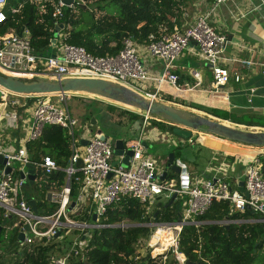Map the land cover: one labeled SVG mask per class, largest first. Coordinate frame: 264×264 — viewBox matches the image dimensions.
Masks as SVG:
<instances>
[{
	"label": "built area",
	"instance_id": "2783aa9c",
	"mask_svg": "<svg viewBox=\"0 0 264 264\" xmlns=\"http://www.w3.org/2000/svg\"><path fill=\"white\" fill-rule=\"evenodd\" d=\"M39 5L40 13H46V2L53 6L52 15L61 17L64 9L71 12L77 11L79 6L91 7L90 0H72L66 4L62 0H30ZM227 0H212L211 9L199 15L195 22L183 30L177 26L172 32L162 28L159 38L150 35L148 43L138 44L133 37L127 36L123 40L122 49L114 55L94 56L85 47L66 42L67 33L63 27L59 29L56 40H52V46L56 51L49 54L39 53L31 43L28 30L16 32L8 30L0 33V73L6 75H17L26 77H49L63 79L66 77H101L117 81L138 88L131 81L156 82L158 87L162 83H170L177 90L193 89L200 85V73L192 70L191 74L196 78V85L180 83L178 75L174 72L175 61L182 52L191 48L196 56L211 64L212 81L209 91L218 92L221 87L228 84L231 76V65L242 63L247 69L255 64L250 59H241L238 54L227 52L231 39L226 33L216 30L211 25L210 15L221 4ZM7 0H0V22L5 20L4 8ZM22 3L11 8L12 13L18 12ZM237 48H247L243 40L236 44ZM162 63V70L159 74H152L140 58V50ZM264 67V64H262ZM30 79V78H27ZM240 74L236 73V80L239 81ZM139 91V90H138ZM141 92V91H140ZM143 93V92H142ZM153 100H157L158 94L144 93ZM90 94L76 92H56L46 94L23 95L4 90L0 96V105L4 107L20 105L24 99V105L29 107L32 122L29 125L26 141L37 139L45 125H60L67 130L71 137L72 154L68 165L61 168L56 161L45 155L38 166L45 173H52L55 170L63 169L66 172V182L60 189L50 191V200L58 204L57 209L50 215L35 213L29 202L20 197L22 188L26 185L27 178L14 175L11 172L5 173V168H12L13 162H18L22 170L29 162L27 149L24 146L15 151H0L6 158V163L0 169V227L3 228V218L13 217V226L20 225V232H24L23 244L30 245L34 241H51L53 238L66 236L71 228L78 233L71 241L67 252L64 255L53 256L50 264H67L70 255L84 256L88 245V234L82 235L87 229H95L105 224L100 222L101 216L106 212L107 207L120 196H132L148 204H154L158 198L162 201L171 199L173 195L182 199V212L176 221L151 222L153 231L149 239H142L138 246L149 249L151 257L161 256L166 259L169 251H172L178 264H187L185 255L179 251V235L184 225L201 224L195 220L197 215L203 214L214 201H228L231 212L243 213L251 210L257 218L251 221L264 223V147H254V151L246 153L231 154L240 161L244 157V172L242 177L231 179L228 173V165L222 164L214 169L216 176L191 177L188 170L179 173V180L166 175L161 178L164 170L156 160L147 153L148 147L143 143L145 135V124L149 114L143 113V129L138 137L125 140V150L131 148L133 153L128 163H123V156L114 154V145L109 138H99L94 135H82L87 138V143L81 146L76 145L74 126L78 119L71 113L68 101L72 97H86ZM32 100L30 103L26 101ZM9 118L16 121L17 114L11 113ZM91 134V129L88 128ZM147 135H150L147 133ZM191 142L192 139H189ZM224 153V152H223ZM228 155L227 153H224ZM81 160V165L76 163ZM117 160L116 164L113 161ZM180 161V160H178ZM181 162V161H180ZM35 168V167H34ZM36 169V168H35ZM21 170V171H22ZM26 173V171H24ZM72 178L78 183L77 200L71 210ZM242 181L243 190L239 189ZM184 182V183H183ZM88 199L91 202V211L96 214V220L92 222H78L71 214L81 208V205ZM232 220H226V223ZM235 221V220H234ZM238 221V220H236ZM24 225L28 226L25 229ZM130 223L121 222L115 224L121 228L130 226ZM149 225V224H148ZM160 228L170 231V242L166 243L157 238L152 243L153 237ZM59 234L57 235L58 231ZM64 230H67L64 234ZM63 234V235H62ZM57 235V236H56ZM45 239V240H44ZM165 246L160 253H155L157 247Z\"/></svg>",
	"mask_w": 264,
	"mask_h": 264
},
{
	"label": "trees",
	"instance_id": "16d2710c",
	"mask_svg": "<svg viewBox=\"0 0 264 264\" xmlns=\"http://www.w3.org/2000/svg\"><path fill=\"white\" fill-rule=\"evenodd\" d=\"M19 3H22L19 11L12 13L11 8ZM187 3L188 0H90L91 7L79 6V14L65 8L59 18L52 15L51 2H46L47 11L42 14L39 5L33 1L7 0L5 20L0 22V33L28 30L35 50L45 53L52 45L57 25L64 24L66 42L83 46L94 56L114 55L122 49L123 40L127 36L133 37L138 44H144L149 42L150 35L159 38L162 28L172 32L183 16ZM111 5L117 8V13L108 10ZM85 11H89L88 16L84 15ZM178 81H181L179 75ZM167 99L178 103L186 102L172 96ZM88 100L90 103L98 102L96 99ZM187 105L223 120L264 128L263 113L236 112L195 103ZM107 107L111 111L118 110L116 115L121 117L117 121L119 125L138 119L142 123L144 120V115L136 111L117 109L110 104ZM95 113L91 111L86 114L85 120H90ZM147 121L152 122L154 128L172 132L173 126L165 121L154 117ZM182 143L181 140L177 141L174 146L180 147ZM25 147L37 176L33 183H26L20 197L27 201L35 199L39 214L50 215L55 212L58 204L48 199L47 195L50 190L60 189L65 184L66 172L59 169L45 173L36 166L48 155L61 168L66 167L72 154L71 137L62 126L47 124L37 139L25 142ZM174 157L175 160L180 158L177 153H174ZM181 161L186 162L183 159ZM2 167L0 164V169ZM12 173L17 176L20 170L14 168ZM171 173L168 172V176L173 177ZM77 188L78 183L72 178L71 201L77 200ZM90 205V201L84 202L80 209L71 214L72 218L78 222H92ZM151 207L152 210L148 212L147 203L132 196H120L101 216L100 222L104 226L82 232V235L89 233L84 256L70 255L67 264H178L172 251L168 252L165 260L161 256L152 258L149 249L142 254L138 242L149 239L153 231L147 223L176 221L182 212V199L179 196L173 201L158 198ZM253 218L257 217L251 210L232 213L228 201H214L203 214L195 217L201 224L184 225L179 235L178 249L185 255L188 264H264V223L251 221ZM226 220L232 221L226 223ZM15 222L13 217L3 218L0 264H50L53 256L64 255L69 249L61 240L66 236L46 242L36 240L30 245L23 244L18 238L20 225L13 226ZM121 222L131 225L126 228L115 226Z\"/></svg>",
	"mask_w": 264,
	"mask_h": 264
},
{
	"label": "crops",
	"instance_id": "0c3cea01",
	"mask_svg": "<svg viewBox=\"0 0 264 264\" xmlns=\"http://www.w3.org/2000/svg\"><path fill=\"white\" fill-rule=\"evenodd\" d=\"M211 7L212 0H188L183 16L179 19V23L176 25L177 28L179 30L185 29L194 23L199 15L208 12ZM215 11V13L210 15L211 25L215 27L217 31L231 36V42L228 44L227 52L240 53L243 56L240 57L241 59H250L255 63L252 68L247 69L242 63L231 65V76L228 84L221 87L218 92H211L209 91L210 83L213 78L211 67L206 61L196 56L189 47L176 59L174 72L181 77L180 83H188L189 85L194 86L196 85L197 80L192 76L191 71L197 70L200 73V85L198 84L193 89L177 90L170 83L165 82L158 87L157 83L152 81L146 82L144 86L140 87V89L138 88V90L143 93L157 92V100L159 101L181 107H190L193 111L196 110L204 112L205 114L209 113L188 106L187 104L195 103L206 107L218 106L236 112L254 111L264 114V67L262 65L264 64V0H227L226 3L217 7ZM241 40L248 45L247 48L236 47V44ZM140 46L142 47L141 44ZM43 54H49V51ZM140 58L152 74L157 75L161 72V61L150 57L143 48L140 50ZM236 73L240 74L239 81L236 80ZM168 96L182 99L186 102L178 103L171 101L167 99ZM21 100L23 103L20 105L8 107L0 105V151H15L25 145V137L30 125V116L29 118L20 116L23 111L22 108L27 111L29 115V107L24 105V99ZM26 103L28 104V101H26ZM11 113L17 114L15 122L9 118ZM95 114L94 117L87 120L89 123V129L93 130L90 135H93L94 131L100 128L99 122L105 125L108 123L106 119H101L99 111ZM92 118L95 119V122H91ZM224 121L237 124L229 120ZM147 124L148 123L146 122L145 129ZM240 126L248 127L250 129H264L259 126ZM130 127L132 134L138 137L143 129V122L141 123L139 119L135 120L131 123ZM153 129L155 128H152V132L154 131ZM152 132L151 134L149 133L150 135H147V137H149L148 140L146 139L148 143L152 141ZM82 139L87 138L81 137V140ZM177 141L175 139V142ZM80 143L81 145H84V143ZM219 145H223V143H219ZM230 146H232L231 151L236 153L235 150L237 145L228 142L226 147L230 148ZM214 152H219V150H214ZM223 156V162H220L219 164L208 163L204 167L203 172L197 170L196 163L188 164L184 161V164L191 177L216 176L217 173L214 169L222 164L228 165V173L231 179L234 177H242L245 167L244 162H242L244 161V157H239L240 161H236L234 156L231 159L227 157L232 156L231 154ZM178 160L181 161L180 158H178ZM16 166L17 167L15 168H18L20 171L22 170V166L18 162ZM160 167L163 170L165 169L163 166ZM12 169H14L13 164ZM26 169L27 168L25 167L24 171H26ZM179 177V174H177V177L174 178L178 181ZM47 197L50 199V192ZM85 201L90 200L86 199Z\"/></svg>",
	"mask_w": 264,
	"mask_h": 264
},
{
	"label": "water",
	"instance_id": "95a60500",
	"mask_svg": "<svg viewBox=\"0 0 264 264\" xmlns=\"http://www.w3.org/2000/svg\"><path fill=\"white\" fill-rule=\"evenodd\" d=\"M64 3L69 4L72 0H62ZM63 24L57 25L55 29V37ZM21 34V32H20ZM231 39V36H228ZM211 67V64L208 63ZM4 90H8L13 93L32 95V94H46L56 92H76L93 94L98 97L109 99L123 103L130 107H133L143 113L149 114L151 117L161 118L159 120L165 121L171 124L172 133L182 139H191L193 131L204 130L206 132L215 134L225 139L249 144L253 146L264 147V129H250L248 127L240 126L226 122L217 117H213L209 114L201 115L193 110H189L184 107H179L170 103H166L159 100H153L146 94L130 87L119 83L117 81L101 78V77H66L63 79H54L49 77H34V78H21L17 75H6L0 73V96ZM92 118L91 122H95ZM93 130L91 129V132ZM95 137L109 138L114 145V154L116 156H123V163L127 164L133 151L131 148L125 150L124 139L109 137L104 134L101 128L94 131ZM80 142L86 144L87 140L82 139ZM143 143L148 147L147 140H143ZM6 158L0 153V164L5 165ZM117 160L113 161L116 164ZM77 166L81 165V160L76 163ZM26 173L20 171L21 177H26L29 183H33L36 179L37 173L33 164L28 163L26 165ZM12 168L7 166L5 173L11 172ZM187 168L184 163L175 160L174 153H169L165 170L161 176L162 179L166 177L168 172L184 173ZM184 183V182H183ZM242 181L239 183V189L243 190ZM176 198L173 195L171 201ZM29 204L32 206L35 213H38L35 199H30ZM75 205L72 201L68 210H71ZM93 220H96V214L93 215ZM25 229H28L27 225H24ZM1 231V227H0ZM58 231L57 235L59 234ZM56 235V236H57ZM24 232H20L18 235L19 240H23ZM188 264V262L186 261Z\"/></svg>",
	"mask_w": 264,
	"mask_h": 264
},
{
	"label": "rangeland",
	"instance_id": "374dc122",
	"mask_svg": "<svg viewBox=\"0 0 264 264\" xmlns=\"http://www.w3.org/2000/svg\"><path fill=\"white\" fill-rule=\"evenodd\" d=\"M108 10L111 13H117L118 12L117 8L113 5H111L108 8ZM76 12L78 14L80 13L79 10H77ZM215 12H213V13H215ZM88 14H89V11L84 12L85 16H88ZM54 51H56V48L51 45L50 49H49V53H53ZM238 56L243 57L240 53L238 54ZM26 78H31V77H26ZM131 82H132V84H134L139 89H140V87H143L144 84L146 83L143 81H139V82L131 81ZM83 94H86V93H83ZM88 99H91V100L96 99V100H98V102L96 104L90 103V102H88V101H90ZM108 104L116 106L117 109L121 108V109L136 111L140 114H143V112H141V111H139L133 107H130V106L125 105L123 103H119L117 101H112L109 99L98 97V96L93 95V94H90V96L87 95L86 97L81 96V98L72 97L68 101V106H69L71 113L78 119V124H76L74 126L75 127L74 128L75 139H76V145L77 146H81L80 140H81L82 135H86V136L90 135V133L88 132L89 123L87 120H85L86 114H88L91 111H94V113H95L97 109H99L98 111L100 112L101 119H103V120L106 119L108 122L106 125L99 122L100 128L103 130L104 134L108 135L109 137L122 138L124 140H129L131 138L136 137L135 135L132 134V132L130 130L131 129L130 125L132 122L129 124H126V125L117 124L118 123L117 121L121 118L120 116L116 115L118 110L111 111L107 107ZM179 107H181V106H179ZM184 108L191 110L190 107H184ZM22 110L23 111H22L20 116L25 117V118L26 117L29 118L30 112L28 115L27 111H25L23 108H22ZM195 112L199 113L201 115H206L204 112H200V111H196V110H195ZM108 115H109V117H108ZM154 118H156V117H154ZM156 119H161V118L157 117ZM31 122H32V118L30 117V123ZM147 123L148 124H147V127L145 129L144 138L148 140L149 137H147V133L151 134L152 128H154V126H153L152 122L147 121ZM153 130L154 131L152 132V136H153L152 141L148 143L147 153L150 154L156 160V162L158 163L159 166H163V168L165 167V165L167 163L169 153H177L178 157L185 160L188 164L189 163L190 164L196 163L197 170L203 172L204 167L208 163L219 164L220 162H223L224 161L223 155H225L224 153L235 154L231 151L232 146H230V148L226 147L228 142L235 143L237 145L238 149L239 148H241V150L244 149L246 152H248L249 150L256 149L254 147H257V146H253V145H249V144L231 141V140L225 139L223 137L217 136L215 134L206 132L204 130L193 131V135L191 137V139H192L191 142L189 141V139H182L170 131H163V130H160L158 128H155ZM175 139H176V141L178 139V141L181 140L183 142L180 147L174 146L175 144H177V142H175ZM219 143H223V145H219ZM232 145H234V144H232ZM212 148L214 150H219V152H214V150ZM227 148H228V150H227ZM241 150H240V152H237V153H241V152L245 153L244 151H241ZM261 158L264 159V155H262ZM16 165H17V162H13L14 168L17 167ZM169 173H171V172L169 171ZM171 175H173V177H177L176 172H172ZM150 210H152V207L150 208ZM150 223L151 222L147 223L146 225L150 226ZM66 231L67 230H64V232H66ZM77 231L78 230L71 228L66 233V237L61 238V240H63V242L67 244V248H69V246H70L69 242L78 234ZM147 250H148L147 248H144V247L142 248L139 246V251H141L142 254H144ZM6 256H8V255H6Z\"/></svg>",
	"mask_w": 264,
	"mask_h": 264
},
{
	"label": "bare ground",
	"instance_id": "6f19581e",
	"mask_svg": "<svg viewBox=\"0 0 264 264\" xmlns=\"http://www.w3.org/2000/svg\"><path fill=\"white\" fill-rule=\"evenodd\" d=\"M240 150H241V148H239V149L236 148L235 152H236V153H237V152H240ZM241 151H245V150L242 149ZM252 151H253V150H252ZM248 152H250V150H249ZM248 152L245 151L246 154H249ZM158 237L161 238V239L166 243V245H167V244L170 242L171 233H170V231L167 230V229L160 228V229L158 230V232L156 233V235L153 237V239H152V243H155ZM164 249H165V246H163V247H159V246H158V247L154 250V252H155V253H160V252H162Z\"/></svg>",
	"mask_w": 264,
	"mask_h": 264
}]
</instances>
